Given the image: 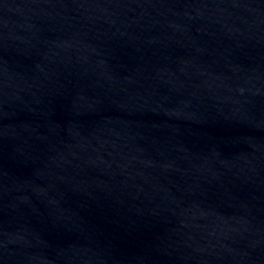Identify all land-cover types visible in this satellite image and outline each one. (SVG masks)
Here are the masks:
<instances>
[{"label": "water", "instance_id": "water-1", "mask_svg": "<svg viewBox=\"0 0 264 264\" xmlns=\"http://www.w3.org/2000/svg\"><path fill=\"white\" fill-rule=\"evenodd\" d=\"M0 264H22L0 230Z\"/></svg>", "mask_w": 264, "mask_h": 264}]
</instances>
